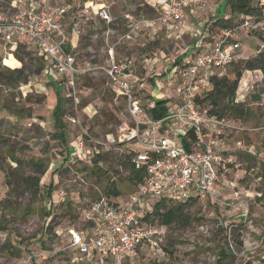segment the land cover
I'll use <instances>...</instances> for the list:
<instances>
[{"label": "rangeland", "instance_id": "obj_1", "mask_svg": "<svg viewBox=\"0 0 264 264\" xmlns=\"http://www.w3.org/2000/svg\"><path fill=\"white\" fill-rule=\"evenodd\" d=\"M68 3L75 10L82 5L93 10L106 5L116 16L129 12L132 17L139 15L138 6L146 4L143 0H50L52 7ZM209 15L212 19L230 17L227 1L207 0L205 18ZM88 28L79 31L80 37L83 34L77 47L81 48L77 50L81 68L94 65L105 54L100 48L101 40L95 52L82 49L87 43ZM141 33L140 39L117 46L115 53L119 58H132L137 74L144 78L146 87L138 95L154 101L166 99L169 105L173 104L176 61L181 55L182 61L191 56L186 44L193 39L189 35L167 38L164 32L151 39L147 30ZM236 36L240 47L233 62L264 53L263 34L238 29ZM20 53L24 64L31 63V69L37 66L40 56L36 49L25 46ZM1 55L2 71L8 63ZM143 61L148 63L147 69L143 68ZM19 64L22 65L20 61ZM230 68L228 64L223 70L229 72ZM75 85L76 93L70 96L54 72L48 75L43 71L30 75L25 83L0 82V264H71L59 250L65 241L61 230L72 225L84 228L76 209L106 195L112 182L120 196L135 189L127 180L128 145L120 130L131 126L123 99L96 71L80 74ZM58 95L65 99L62 119L66 138H61V142L52 136V112ZM235 99L249 106L252 113L244 119L225 120L217 135L228 168L220 173V182H229L221 198L226 197L225 201H232L233 206L194 201L187 208L193 215L188 226H164L160 251L144 247L137 258L125 264H264V72L245 70ZM70 116L77 122L69 123ZM83 132L86 155L75 145ZM237 141L241 148H237ZM30 160L45 168L36 194L21 187L23 178L35 168L30 166ZM50 182L54 187L48 199L44 190ZM152 219L158 224L156 216ZM224 241L232 244V249L239 242L241 247L233 256L218 255Z\"/></svg>", "mask_w": 264, "mask_h": 264}, {"label": "built area", "instance_id": "obj_2", "mask_svg": "<svg viewBox=\"0 0 264 264\" xmlns=\"http://www.w3.org/2000/svg\"><path fill=\"white\" fill-rule=\"evenodd\" d=\"M143 1L151 14L132 17L129 12L116 16L106 5L96 10L82 5L75 10L70 3L52 7L50 0H0L2 59L13 57V45L23 40L26 47L36 49L44 58L42 71L48 75L54 72L70 96L76 93L77 76L89 70L102 73L123 99L130 116L131 126L120 130L128 149L132 148L131 162L144 170L143 180L126 196L100 195L76 209L84 228L72 225L61 230L65 241L59 250L71 264H125L137 258L144 247L160 251L164 226L147 217L156 202L194 198L233 206L232 201L227 203L226 197L221 198L229 182H220V173L228 168L217 135L226 121L200 109L196 97L211 88L212 75L232 62L240 47L238 29L264 35V0H253L257 16L239 15L238 25L222 27L215 34L207 24L204 26L207 0ZM190 16L196 21L190 31L194 40L191 56L175 66L173 104L167 103L165 114L155 118L150 112L155 101L138 95L146 87L144 78L137 74L132 58H119L115 48L134 41L143 29L149 35L162 29L167 38L179 39ZM65 19L75 33L84 24L90 26L83 50L95 52L96 44L103 41L105 54L97 63L87 64L86 68L78 66L77 46L64 27ZM142 66L147 69L148 63L143 61ZM67 119L71 124L77 122L73 116ZM84 134L75 145L86 155ZM236 144L242 147L240 141Z\"/></svg>", "mask_w": 264, "mask_h": 264}, {"label": "trees", "instance_id": "obj_3", "mask_svg": "<svg viewBox=\"0 0 264 264\" xmlns=\"http://www.w3.org/2000/svg\"><path fill=\"white\" fill-rule=\"evenodd\" d=\"M227 6L230 11V17L227 18H210L207 22L208 29L211 33H217V31L222 27H235L238 25L239 15H258V10L253 4V0H226ZM152 10L147 4L138 6L137 13H148L151 14ZM206 26V27H207ZM83 36L81 37V39ZM194 41V40H193ZM25 47L23 40H19L13 45L12 53L14 55V62L8 64V68L5 67L4 70H0V82H6L7 84H18L25 83L30 75L41 73L45 67V61L42 56L39 58H32V60H38L37 66L31 69L32 64H24V59L20 56L21 50ZM11 58V56H9ZM42 59V60H41ZM30 60V61H32ZM19 61L22 63L20 66ZM44 61V63H43ZM179 60L176 61L178 63ZM230 71H221L219 74H214L209 78L211 88L209 90L201 91L196 97V104L207 114L215 116L218 119L230 120V119H244L251 115V108L247 106L244 102L236 101V91L238 88L239 81L245 70H256L259 69L264 72V53H258L254 58L247 60L232 61ZM64 98L61 95L57 96L56 104L53 108V118H54V132L52 136L59 142L62 139L65 140V122L62 119V113L64 111ZM166 99L155 100L154 107L150 110L151 114L155 118L161 117L166 111ZM60 135V136H58ZM82 135V134H81ZM80 135V137H81ZM60 138V139H59ZM62 138V139H61ZM67 146L65 149L67 151ZM125 153V159L127 161V180L134 186H137L142 182L144 177V170L142 168H135L134 164L131 162L130 158L132 156V148L128 149ZM14 161L18 159L14 158ZM29 164L32 169V173L26 175L22 182L21 187L30 193L36 194L39 190V176L45 173V168L40 165L39 162L30 160ZM53 182H50L45 188V194L49 198L52 197ZM120 192L117 190L115 183L112 182L110 186L106 189V196H119ZM194 201V198H189L185 201L179 202H168L160 201L156 202L153 206V210L147 217L158 219V224L163 226L179 225L188 226L190 220L193 219V215L189 214L187 209ZM49 215V214H47ZM153 220V219H152ZM7 246V243L4 245ZM232 249V244L228 241H224L223 245L219 247L218 255H234V251L241 247V242L234 245ZM132 262V261H131Z\"/></svg>", "mask_w": 264, "mask_h": 264}, {"label": "crops", "instance_id": "obj_4", "mask_svg": "<svg viewBox=\"0 0 264 264\" xmlns=\"http://www.w3.org/2000/svg\"><path fill=\"white\" fill-rule=\"evenodd\" d=\"M211 15V14H210ZM210 15H209V17H207L206 16V18H205V22H204V26H205V24L207 23V20L208 19H210ZM227 17V16H226ZM209 21V20H208ZM63 24H64V27H65V29L68 31V34H69V38H71L72 37V44L73 45H76L77 47H79V45H80V43H81V40L82 39H80L79 37V33H75V31L74 30H72V28H71V25H70V23H69V21L67 20V19H65L64 21H63ZM195 26H196V21H195V19L193 18V16H190L189 17V19L187 20V22H186V24L184 25V27H183V31H182V34H181V38H184V37H186V36H190V31H191V29H194L195 28ZM84 27H89L88 28V30L90 29V26L87 24H84L82 27H81V29H80V32L82 33L83 32V28ZM142 32V31H141ZM160 32H163V30L162 29H159L158 31H157V33H160ZM156 33V34H157ZM141 34L142 33H140L137 37H136V39H140V37H141ZM156 34H153V35H149V33L147 32V35L152 39V37H154ZM135 39V40H136ZM187 45V50L191 53L192 52V50H191V48H192V46H193V41H192V43H190V44H186ZM100 46V45H99ZM98 47V45H96L95 46V49ZM83 48H84V46H83ZM82 48V49H83ZM101 50H104L105 49V47L102 45L101 47ZM79 49H81V48H77L76 50H79ZM189 53V54H190ZM191 55V54H190ZM11 56V55H10ZM190 57V56H189ZM189 57L187 58V59H189ZM186 59V60H187ZM179 61V63H182V60H183V57H182V55L181 56H179V59H178ZM4 61H6L5 63H12L14 60H13V57L11 56V58H9V57H6L5 59H4ZM185 61V60H184ZM85 63V62H84ZM162 74H165V70L161 73V75ZM173 102V101H172ZM167 103H170V102H168L167 101ZM67 121H68V119H67ZM79 139V137L77 138V140ZM76 140V141H77Z\"/></svg>", "mask_w": 264, "mask_h": 264}]
</instances>
